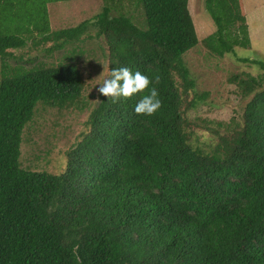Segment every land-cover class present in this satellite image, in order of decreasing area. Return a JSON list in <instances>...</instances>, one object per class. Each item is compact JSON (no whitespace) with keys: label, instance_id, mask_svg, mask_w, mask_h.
<instances>
[{"label":"trees","instance_id":"obj_1","mask_svg":"<svg viewBox=\"0 0 264 264\" xmlns=\"http://www.w3.org/2000/svg\"><path fill=\"white\" fill-rule=\"evenodd\" d=\"M46 2L0 0V264H264V85L229 120L194 116L206 96L183 58L199 43L189 0H137L141 21L114 13L120 0L56 31ZM206 8L233 51L218 0ZM89 25L104 37L107 75H147L156 112L133 111L148 89L93 102L81 47L57 62L16 55L54 41L41 50L53 56ZM52 109L87 114L60 173L22 158L25 129Z\"/></svg>","mask_w":264,"mask_h":264},{"label":"rangeland","instance_id":"obj_2","mask_svg":"<svg viewBox=\"0 0 264 264\" xmlns=\"http://www.w3.org/2000/svg\"><path fill=\"white\" fill-rule=\"evenodd\" d=\"M47 1H49L46 5L50 12V26L53 31L75 27L86 19H93L98 13L103 12L106 6L120 2V0ZM121 1L122 3L114 7L113 12L116 14L125 12L133 16L136 21H141L142 9L137 5V0ZM218 6L225 21L226 37L234 50L227 51L216 40L217 26L207 11L206 0H189L199 43L183 56L196 80L198 92L206 96L205 102L198 107V110H194L193 115L216 121L229 120L236 111L240 113L246 101L258 89L256 85H264V69L258 64L242 60L244 57L264 60V0H218ZM14 22L18 25L27 24L26 21L18 18ZM6 25L14 24L10 22ZM53 44L54 41L41 43L40 49L33 48L31 53L19 49L16 55L23 52L25 60L39 55L41 59L50 58L57 62L59 57L69 54L74 48L85 49L84 57L79 59L80 66L89 83L90 93H95L93 98L95 102L98 94L96 85L107 75L106 60L103 56L106 48L104 37H97L96 27L89 25L79 39L71 40L64 48L50 53L53 56L47 51H41L44 47ZM88 49L96 50L95 57L88 55ZM9 60L12 64L16 63L14 58ZM56 112L53 109L42 110L35 122L25 129L22 146L25 165L28 159L32 158L35 164H40L41 169L46 167L53 173H60L63 170L64 151L77 141L80 133L86 129L84 121L87 114L72 111L58 117ZM200 143L204 149H208L203 137L200 138Z\"/></svg>","mask_w":264,"mask_h":264},{"label":"clouds","instance_id":"obj_3","mask_svg":"<svg viewBox=\"0 0 264 264\" xmlns=\"http://www.w3.org/2000/svg\"><path fill=\"white\" fill-rule=\"evenodd\" d=\"M149 85L150 78L147 75L138 70L132 71L127 66H119L111 68L102 82L96 85V91L100 95L115 100L119 97H129L134 93H142L144 89H148L147 94H142L137 100L133 111L137 114L151 115L160 108L161 100L157 88L149 87Z\"/></svg>","mask_w":264,"mask_h":264}]
</instances>
